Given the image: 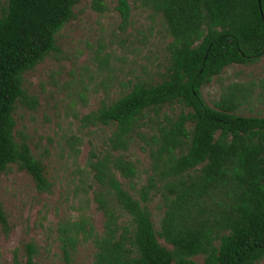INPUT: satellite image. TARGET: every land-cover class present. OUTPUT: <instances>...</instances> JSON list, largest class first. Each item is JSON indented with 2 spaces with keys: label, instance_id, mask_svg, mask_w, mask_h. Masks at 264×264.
<instances>
[{
  "label": "trees",
  "instance_id": "obj_1",
  "mask_svg": "<svg viewBox=\"0 0 264 264\" xmlns=\"http://www.w3.org/2000/svg\"><path fill=\"white\" fill-rule=\"evenodd\" d=\"M79 1L6 0L0 13V177L14 165L31 176L38 192L51 187L45 165L28 135L16 129L14 113L18 104L37 107L24 74L57 52V35ZM142 5L161 15L171 37L167 73L155 84L134 83L83 121L110 127V149L119 152L150 112L157 116L171 105L179 112L164 114L158 124L150 148L154 174L138 190L130 160L120 153L90 154L100 186L94 201L103 216L102 233L84 216L59 222L62 260L73 264L80 242L92 239L97 251L91 264H257L264 259V117L237 115L249 103L252 85L229 84L214 107L201 90L230 65L264 56V0H142ZM92 8L106 10L103 0H93ZM116 10L127 24L128 0H116ZM156 181L162 184L159 230L147 205ZM0 226L8 231L1 201ZM22 250L23 264H34L35 244Z\"/></svg>",
  "mask_w": 264,
  "mask_h": 264
},
{
  "label": "rangeland",
  "instance_id": "obj_2",
  "mask_svg": "<svg viewBox=\"0 0 264 264\" xmlns=\"http://www.w3.org/2000/svg\"><path fill=\"white\" fill-rule=\"evenodd\" d=\"M92 1H79L73 18L57 35V52L24 74V87L37 97L38 105L34 110L17 105L16 129L28 135L51 187L48 192H38L31 176L14 165L1 175L0 201L9 228L4 232L0 226V264H23L22 249L29 242L38 250L34 264H64L56 227L65 220L84 216L101 234L103 216L94 201L100 186L92 176L90 154L120 153L130 160L136 168L134 185L138 190L154 174L150 148L158 124L164 114L173 117L179 112L177 105L165 106L157 116L150 112L132 134L128 148L119 152L110 149V127L84 123L87 114L102 102L123 96L134 83L161 81L167 73L166 47L171 41L161 15L144 7L142 0H128L127 24L116 10V0H103L104 12L94 10ZM5 7L6 0H0V13ZM232 83L253 87L249 103L237 115L264 117V56L252 64L230 65L213 77L201 90L205 103L214 107L222 90ZM117 176L130 191L127 180ZM156 182L157 190L152 191L147 205L154 228L159 230L162 184ZM126 220L124 216L121 222ZM158 242L171 249L162 239ZM96 251L92 239L81 241L73 264H91ZM257 264H264V259Z\"/></svg>",
  "mask_w": 264,
  "mask_h": 264
}]
</instances>
